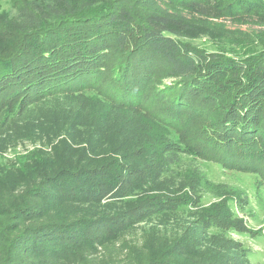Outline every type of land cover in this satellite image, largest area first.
<instances>
[{
    "label": "trees",
    "instance_id": "1",
    "mask_svg": "<svg viewBox=\"0 0 264 264\" xmlns=\"http://www.w3.org/2000/svg\"><path fill=\"white\" fill-rule=\"evenodd\" d=\"M204 21L233 40L230 57L186 42ZM240 25L259 40L243 42ZM161 73L173 83L156 86ZM84 92L117 122L82 125L76 112L33 125L43 103ZM138 114L154 133L113 130ZM23 140L50 150L3 157ZM202 161L264 177V0H0V264H251L245 249H201L203 194L226 187ZM227 202L210 224L235 230ZM184 212L196 222L175 241L134 237Z\"/></svg>",
    "mask_w": 264,
    "mask_h": 264
},
{
    "label": "rangeland",
    "instance_id": "2",
    "mask_svg": "<svg viewBox=\"0 0 264 264\" xmlns=\"http://www.w3.org/2000/svg\"><path fill=\"white\" fill-rule=\"evenodd\" d=\"M224 23L228 27L231 26L229 21H225ZM218 25L219 24L215 21H204L202 26H195V30L192 34L190 33L188 35L189 37L186 39V42L193 44L195 47L199 48V50H204L209 54H220L230 57L232 55L230 48H236V46L232 44V39L229 41L227 37L220 36ZM251 26L254 30L260 29L259 26ZM230 28L232 29L233 26ZM235 28H237V30L248 31L249 34H251L247 41H243L249 44L256 42L261 36L256 35V31L249 30L248 25H240ZM172 81L174 80L171 79L170 76L168 77L166 75L165 77V75L161 73L156 80V86L159 88L169 86L173 83ZM76 112H80L78 122L82 125L85 121H89L91 126H94L99 122V119L106 116L108 120H110L111 117L112 121L117 122L111 115L108 107H105L97 97H93L90 92H84L80 96L72 97L67 100L57 97L43 103L36 112L38 120L34 121L33 125L36 126L38 122L45 123L47 117L49 118L50 115V119L55 118V115L60 116L62 114H67L68 118H70L76 116ZM153 112H155V110H153ZM117 117L119 120H125L130 116L120 113ZM133 121H136V125L123 127L119 124V127L113 130L121 134L129 133L131 136H142L146 132L150 134L154 133L153 125L145 115L138 114ZM110 128L111 127L102 124V127L94 131L93 135L98 137L101 133L109 131ZM56 142L57 141L54 143ZM49 146V144L47 145L41 141L23 140L14 150L10 148L3 153V157L5 159L14 160L32 151H49ZM198 164L212 182L226 186L221 192L217 193L220 197L203 194L201 209H208L204 211L205 213H203V216L210 219L213 218L212 216L215 215V210L220 207V203H222L223 200H228L227 203L229 208L235 213L238 220H241V223L237 224V228L234 230L232 228L226 229L220 222L217 225H211L209 219V228L206 230V233L211 231L212 237L207 239L206 242H203L201 238V249H208V252L215 255L233 254L232 252L239 251V249H245L250 251L249 261L251 264H264L263 175L261 172L255 173L244 170L221 168L216 163L202 161L198 162ZM234 192H239L248 198L249 206L245 211H240L233 204H230L233 203L231 199L233 198L232 193ZM196 217L197 215L194 217V215L184 212L183 214H174V216L164 222V224L161 221H152L142 224L137 227L134 237L139 242L142 240V237L150 240L161 237L166 238L169 242H173L180 237L183 233L184 226L187 225L189 221H192V225L193 222H196L194 221ZM238 229H241L242 232H238ZM198 236H200V234H198Z\"/></svg>",
    "mask_w": 264,
    "mask_h": 264
}]
</instances>
